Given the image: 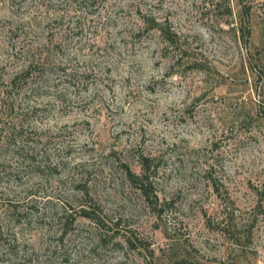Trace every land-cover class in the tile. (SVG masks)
<instances>
[{
  "label": "rangeland",
  "instance_id": "rangeland-1",
  "mask_svg": "<svg viewBox=\"0 0 264 264\" xmlns=\"http://www.w3.org/2000/svg\"><path fill=\"white\" fill-rule=\"evenodd\" d=\"M0 264H264V0H0Z\"/></svg>",
  "mask_w": 264,
  "mask_h": 264
},
{
  "label": "trees",
  "instance_id": "trees-1",
  "mask_svg": "<svg viewBox=\"0 0 264 264\" xmlns=\"http://www.w3.org/2000/svg\"><path fill=\"white\" fill-rule=\"evenodd\" d=\"M143 163H144V162H143ZM145 165H146V163H145ZM145 167H146V166H145ZM83 213H84L85 216H90V215H91L89 212H85V211H84Z\"/></svg>",
  "mask_w": 264,
  "mask_h": 264
}]
</instances>
